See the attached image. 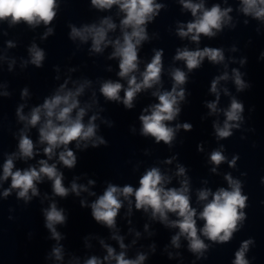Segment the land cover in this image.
Returning a JSON list of instances; mask_svg holds the SVG:
<instances>
[{
    "label": "clouds",
    "instance_id": "obj_1",
    "mask_svg": "<svg viewBox=\"0 0 264 264\" xmlns=\"http://www.w3.org/2000/svg\"><path fill=\"white\" fill-rule=\"evenodd\" d=\"M67 2V0H66ZM91 7L98 10H108L113 5L118 6L120 12L124 13L120 20V29L122 32V40L120 38L109 40L107 38L109 31H114L117 27L112 22L110 17H105L100 21L99 26L96 24H84L81 27H76L74 23H69L67 26L70 29L68 38L71 41L79 39L81 43H86L91 39L90 52L101 53L104 47L111 44L114 51L109 59L119 58L118 76L121 79L127 80V87L119 81L105 80L101 83L99 92L106 101L122 103L125 109L134 107V100L138 93L143 90L151 89L153 86L160 84L161 74L163 69L162 57L163 50H155L150 63L146 64L143 72L140 73L138 80L135 73L138 71L139 47L143 42L149 40L147 33V24L152 22L166 5L157 3L156 0H90ZM183 9L191 12L194 20L185 24H179L176 29V35L180 38H190L191 41L199 43L201 35L205 37H215L221 32L225 25H231L232 17L229 15L232 12L231 7L221 8L219 4H213L210 8H205L203 0L199 3H193L192 0H179ZM60 4L57 0H0V21H7L9 26L17 25L21 22L26 23L32 28L43 24L46 31L41 37L46 40L49 36H54V27H49L56 20ZM240 11L246 16L250 15L254 19L264 22V0H241ZM245 24L248 21H244ZM233 28L235 25H231ZM259 33V29H257ZM251 43V41H249ZM9 48L14 47L12 41L7 42ZM232 51H236L233 47ZM28 52L30 60L24 61L22 67H26L29 63L35 66L36 69L44 67L46 59L45 50L39 48L33 43ZM207 58L213 64L224 62L225 55L222 48L205 47L203 49L189 50L187 47L177 49L175 60L185 62L188 73L201 67L204 59ZM258 61H264V51H261L258 56ZM12 63L9 64V71L12 70ZM241 66L247 63V58L239 61ZM56 72H59V66H54ZM74 68H70L69 72H74ZM188 73L175 68L171 71L173 85L171 91H155L152 93L159 103L150 105L145 108L139 116L141 123L140 135L142 137H152L156 144L163 142L169 148L173 147V142L176 139L180 129L185 132L193 130L191 123H177L174 127L169 126L166 122H172L177 119L181 113L180 103L185 101V89L182 87L188 82ZM246 73L240 72L238 69H232V79L237 92H245L252 87L250 81L246 82L243 76ZM59 80L57 75L54 77ZM70 79V77H69ZM228 74L215 77L211 81L209 91L216 96V100L206 102V107L209 109V115L220 111L217 108L220 93L217 85L221 80H228ZM69 80L66 79L61 83L51 96H46L43 103L33 107L28 115L24 114V104H20L15 115L19 122H23L24 128L19 133L18 153H12L7 156L3 164V175L0 180L7 181L11 178L10 187L2 193L3 197L7 198L13 190H16L18 199H23L27 204L33 196H38L39 192L36 187L37 182L47 177L52 181V191L55 196L67 197L69 193H74L80 196L81 192H88L89 189L85 185H80L73 180L70 188L65 187L63 180L64 176L57 168V163H49L48 161L55 156L57 149H62L58 153V163L68 169H73L77 165V156L69 148V145L75 142L77 149L88 150L108 147L109 142L104 135H97L100 126L96 123L97 119H101V123L107 124L111 129L115 126L114 121L102 119L99 112L93 114L84 122V117L87 114V109L91 105L86 104L80 106V97L86 87L91 86V81L85 79L79 83L74 90L67 87ZM73 83H76L73 81ZM123 90V97L120 96ZM225 94L228 90L224 89ZM0 95L9 96L8 92ZM29 89L25 86L21 90V98L28 97ZM93 92V97H95ZM95 99L93 103H95ZM103 109H100L102 112ZM249 116L246 117L245 104L242 100L236 97L231 98L229 107L224 110L225 120L221 126L218 122L213 123L215 137L217 140H224L233 136V129L241 130L242 126L251 118V113L255 111L254 106L248 108ZM39 125V143L46 145L43 152L48 158L41 159L39 167L29 166L27 169H17L13 171L15 165L14 160L19 157L23 160H29L34 157L35 145L33 140L27 135L29 128H36ZM244 131L255 133V128L249 127ZM129 131L135 133L136 129L130 126ZM241 140H246L247 137L242 135ZM252 147H256V143H252ZM197 150L202 152V145L197 146ZM174 155L171 159L164 161L171 164L173 160L178 158ZM240 160L238 153L233 154L229 160L224 154V146L219 149H214L209 156V162L214 165L211 171L216 173L217 167L222 163L227 162L230 168H237V162ZM241 176L246 177L247 172H241ZM177 177H182L180 187H166L165 185L171 182V177L163 174L158 167L148 168L139 178V186L134 188L130 184H125L123 187L113 183H108L102 195H100L90 205L85 201H80V206L90 207L92 219L99 225L105 226L108 229H116V220L120 209L123 207V201H128V214L132 213V200L135 198L134 207L136 210H142L145 213L150 211L151 219L159 220L161 224L168 228H178L179 231L171 237V246L175 249L181 247L180 240L184 237L187 240V249L194 254L197 260H207L209 253L216 245H225L230 243L234 234L244 229L248 219L247 209L249 208V195L244 193L245 182L240 179L233 178L231 173L224 176L228 187L218 188L215 192L211 189L203 188L197 192L198 202H203V208L199 213L196 208L192 207L190 198V180L187 176V169L184 165L177 163ZM95 180H88V185H94ZM260 184L264 186V177L260 178ZM31 192V195H29ZM89 195H95L94 192H89ZM211 197V199H209ZM264 204V201H261ZM169 213L174 214L177 218L169 219ZM45 227L51 233V239L57 241V245L53 246L49 258H55L56 261H63L64 251L63 245L59 242L65 237L57 231L56 225H64L67 223V216L64 209L57 207L55 202H52L47 209L43 210ZM13 220L12 216L8 217ZM197 219L202 220L203 227H197ZM145 230L148 225L146 224ZM139 232L136 233L138 237ZM31 236V233H29ZM203 237V238H202ZM117 240L122 251L118 254L115 249L100 241L102 247L107 251V255L103 261L97 256H91L84 261V264H104V262L115 261V264H144L148 259L147 254L138 253L135 259L126 258L127 246L123 242V237L116 235L112 236ZM205 240L211 242L206 243ZM135 243V241H134ZM250 246L254 248L256 241L254 237L244 239L238 250L235 251V258L231 264H252L256 259L255 256L251 261L247 258V253L250 251ZM151 250L155 252V245H151ZM167 251V248L165 249ZM168 258H173V253H167ZM179 252L175 256L179 257ZM195 264V261L192 262Z\"/></svg>",
    "mask_w": 264,
    "mask_h": 264
}]
</instances>
